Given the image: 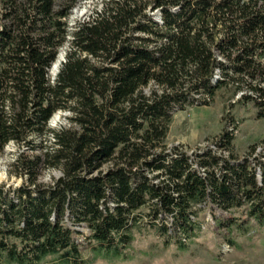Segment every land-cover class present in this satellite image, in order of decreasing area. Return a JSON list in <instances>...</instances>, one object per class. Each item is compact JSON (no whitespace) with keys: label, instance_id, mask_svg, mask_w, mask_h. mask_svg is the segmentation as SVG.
<instances>
[{"label":"trees","instance_id":"1","mask_svg":"<svg viewBox=\"0 0 264 264\" xmlns=\"http://www.w3.org/2000/svg\"><path fill=\"white\" fill-rule=\"evenodd\" d=\"M85 1L0 0V155L17 148L11 174L23 179L0 186V264H81L82 229L95 251L118 253L145 220L185 245L205 209L246 208L263 227L255 147L237 158L235 134H222L229 159L197 156L202 177L166 140L177 113L210 107L222 89L264 118V0H105L70 27ZM58 113L65 125L53 129ZM44 170L61 177L43 184Z\"/></svg>","mask_w":264,"mask_h":264},{"label":"rangeland","instance_id":"2","mask_svg":"<svg viewBox=\"0 0 264 264\" xmlns=\"http://www.w3.org/2000/svg\"><path fill=\"white\" fill-rule=\"evenodd\" d=\"M66 1L55 0V3L58 7ZM104 1L78 2L70 17V27L74 28L78 20H85ZM67 47L60 50L58 62L65 60ZM53 68L54 65L51 70L54 77ZM240 98V95H234L233 90L222 89L210 107H191L177 113L170 126L166 146L195 150L210 145L224 133L232 132L236 136L232 143L235 157H246L253 147L264 145V118L259 117V110L253 103L242 102ZM64 125L60 113L50 121L53 129ZM17 153V148L11 144L0 155V186L16 189L23 184L22 178L11 174ZM60 177L58 170H44L40 182L49 185ZM246 211L245 208L213 214L209 209L203 210L197 219L201 223V230L195 232L185 245L169 239L157 226L145 220L131 230L132 242L118 253L115 248L95 251L94 246L86 240L89 231L82 229L83 236H77L83 245L81 264H264V226H259L254 220L248 221ZM143 213L145 215L147 210L144 209ZM210 216L213 222L209 221ZM215 218L236 219L238 222L230 232L220 227V222ZM229 240L235 246L230 248ZM41 264L68 263L50 257Z\"/></svg>","mask_w":264,"mask_h":264},{"label":"built area","instance_id":"3","mask_svg":"<svg viewBox=\"0 0 264 264\" xmlns=\"http://www.w3.org/2000/svg\"><path fill=\"white\" fill-rule=\"evenodd\" d=\"M218 78V76L216 77ZM176 147H180V146H176ZM182 148V147H180ZM169 150L173 149V148H168ZM183 149V148H182ZM185 150V149H184ZM188 157L191 159V162H194V169L200 174V176L202 177H206V169L200 168L197 164V156L201 155L203 156L206 152H211L213 155L221 157V158H225V159H229V152L225 149H222L218 146V139H215L213 143H211L208 146L205 147H200L198 149L195 150H185ZM251 159H260L264 162V145L262 146H258L255 147V150L253 152L252 158ZM257 177L258 180L261 181L262 179V172L260 168H257ZM210 210V209H209ZM211 211V210H210ZM217 212H222L218 209H216V213ZM223 214V212H222ZM193 221H195L196 219L194 217H192ZM214 221V219L210 216L209 217V221ZM215 223V222H214ZM172 224H173V218L169 217L168 222H166V225L170 228V230L172 231Z\"/></svg>","mask_w":264,"mask_h":264},{"label":"bare ground","instance_id":"4","mask_svg":"<svg viewBox=\"0 0 264 264\" xmlns=\"http://www.w3.org/2000/svg\"><path fill=\"white\" fill-rule=\"evenodd\" d=\"M58 67H59V62L57 61V62L54 64V68H53L54 73H56Z\"/></svg>","mask_w":264,"mask_h":264},{"label":"water","instance_id":"5","mask_svg":"<svg viewBox=\"0 0 264 264\" xmlns=\"http://www.w3.org/2000/svg\"><path fill=\"white\" fill-rule=\"evenodd\" d=\"M61 63H62V62L60 61V62H59V67H58L56 73H53L54 76H56V75L58 74Z\"/></svg>","mask_w":264,"mask_h":264}]
</instances>
